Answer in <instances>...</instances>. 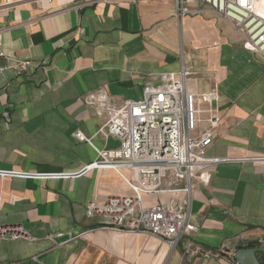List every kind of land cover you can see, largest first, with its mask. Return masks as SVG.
I'll return each mask as SVG.
<instances>
[{
    "label": "crops",
    "instance_id": "crops-1",
    "mask_svg": "<svg viewBox=\"0 0 264 264\" xmlns=\"http://www.w3.org/2000/svg\"><path fill=\"white\" fill-rule=\"evenodd\" d=\"M42 1L0 0V171L53 176L0 177V224L35 239L0 242V264H235L236 250L263 246L264 59L219 16L179 26L174 0H50L49 10ZM182 68L194 73L191 92L216 94L220 125L207 155L229 159L207 184L194 181L190 206L193 242L218 258L189 263L184 242L170 251L143 233L102 229L88 202L130 190L112 169L84 170L119 146L97 134L102 119L84 97L136 100Z\"/></svg>",
    "mask_w": 264,
    "mask_h": 264
},
{
    "label": "built area",
    "instance_id": "built-area-1",
    "mask_svg": "<svg viewBox=\"0 0 264 264\" xmlns=\"http://www.w3.org/2000/svg\"><path fill=\"white\" fill-rule=\"evenodd\" d=\"M257 1L174 0L175 18L181 26L187 16H219L248 51L264 59V16L256 12ZM20 70H26V64L20 65ZM193 79L194 73L182 68L176 73H161L160 83L145 85L136 100L119 101L100 92L84 97L85 105L102 119L97 134L119 144L99 152L84 170L112 169L130 190L129 195L108 196L101 204L91 200L86 211L103 221L104 230L143 233L165 242L170 251L184 242L183 254L189 257L218 258L217 253L205 252L193 242L197 227L191 221L190 206L194 181L207 184L210 168L229 159L207 155L220 125L212 105L217 96L191 92L188 83ZM74 137L87 141L79 132ZM124 170L128 175L122 173ZM0 177L40 180L53 176L0 171ZM164 194L172 197L146 206L145 197ZM2 241L35 239L21 225L0 224Z\"/></svg>",
    "mask_w": 264,
    "mask_h": 264
},
{
    "label": "water",
    "instance_id": "water-1",
    "mask_svg": "<svg viewBox=\"0 0 264 264\" xmlns=\"http://www.w3.org/2000/svg\"><path fill=\"white\" fill-rule=\"evenodd\" d=\"M259 255H264V247L242 248L232 254V260L235 264H263Z\"/></svg>",
    "mask_w": 264,
    "mask_h": 264
},
{
    "label": "rangeland",
    "instance_id": "rangeland-1",
    "mask_svg": "<svg viewBox=\"0 0 264 264\" xmlns=\"http://www.w3.org/2000/svg\"><path fill=\"white\" fill-rule=\"evenodd\" d=\"M49 1L50 0H44V1H42V3H41V6L45 9V10H49V9H47V7H48V3H49ZM43 9V10H44ZM263 243H264V241H262ZM262 243V244H263ZM260 247H264V244H263V246H260ZM183 251V250H182ZM184 256H183V259L187 262V263H189V262H191L192 260H193V257H189V256H187V255H185V254H183Z\"/></svg>",
    "mask_w": 264,
    "mask_h": 264
},
{
    "label": "bare ground",
    "instance_id": "bare-ground-1",
    "mask_svg": "<svg viewBox=\"0 0 264 264\" xmlns=\"http://www.w3.org/2000/svg\"><path fill=\"white\" fill-rule=\"evenodd\" d=\"M256 12L264 16V0H258L256 2ZM1 42V39H0Z\"/></svg>",
    "mask_w": 264,
    "mask_h": 264
},
{
    "label": "trees",
    "instance_id": "trees-1",
    "mask_svg": "<svg viewBox=\"0 0 264 264\" xmlns=\"http://www.w3.org/2000/svg\"><path fill=\"white\" fill-rule=\"evenodd\" d=\"M250 247H255L254 245H251Z\"/></svg>",
    "mask_w": 264,
    "mask_h": 264
}]
</instances>
